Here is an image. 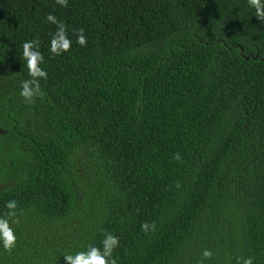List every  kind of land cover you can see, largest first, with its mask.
<instances>
[{
  "label": "trees",
  "instance_id": "1",
  "mask_svg": "<svg viewBox=\"0 0 264 264\" xmlns=\"http://www.w3.org/2000/svg\"><path fill=\"white\" fill-rule=\"evenodd\" d=\"M32 39L48 79L25 103ZM9 200L0 264H65L105 232L117 264H264V23L247 0H0V215Z\"/></svg>",
  "mask_w": 264,
  "mask_h": 264
},
{
  "label": "clouds",
  "instance_id": "2",
  "mask_svg": "<svg viewBox=\"0 0 264 264\" xmlns=\"http://www.w3.org/2000/svg\"><path fill=\"white\" fill-rule=\"evenodd\" d=\"M56 3L61 7L68 6V0H56ZM247 3L249 8L254 10V17L264 23V0H247ZM46 21L56 26V31L51 34L48 51L55 56H62L68 53L72 46V40L69 37L65 22L59 20L51 13L47 15ZM76 43L80 46H86L87 37L84 29L76 31ZM22 58L25 62L29 78L20 82L19 96L25 103H33L35 98L44 95L40 81L48 79L47 71L41 67L45 62V58L40 51V42L36 39L24 41L22 43ZM174 158L176 160L181 159L178 153ZM5 207L8 211L0 215V247L7 252H11L16 248L18 242L14 228V225L19 223L16 211L18 205L15 200H9L6 202ZM141 227L147 233L150 230L154 231L156 226L155 224L149 225L148 223H144ZM119 246V237L111 232H105L102 248L89 245L85 250L64 254L63 259L65 264H117L113 253ZM213 255L211 250H203L202 259L199 261V264L210 261ZM237 264H254V261L252 257H247L238 259Z\"/></svg>",
  "mask_w": 264,
  "mask_h": 264
},
{
  "label": "water",
  "instance_id": "3",
  "mask_svg": "<svg viewBox=\"0 0 264 264\" xmlns=\"http://www.w3.org/2000/svg\"><path fill=\"white\" fill-rule=\"evenodd\" d=\"M249 57H246V59H248ZM256 58V57H255Z\"/></svg>",
  "mask_w": 264,
  "mask_h": 264
}]
</instances>
